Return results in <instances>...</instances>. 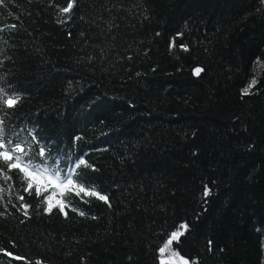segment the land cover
Masks as SVG:
<instances>
[{"label": "trees", "instance_id": "obj_1", "mask_svg": "<svg viewBox=\"0 0 264 264\" xmlns=\"http://www.w3.org/2000/svg\"><path fill=\"white\" fill-rule=\"evenodd\" d=\"M0 78L7 135L83 156L110 203L45 213L0 163V264H161L176 229L192 264H264V0H5Z\"/></svg>", "mask_w": 264, "mask_h": 264}, {"label": "snow or ice", "instance_id": "obj_2", "mask_svg": "<svg viewBox=\"0 0 264 264\" xmlns=\"http://www.w3.org/2000/svg\"><path fill=\"white\" fill-rule=\"evenodd\" d=\"M5 0H0V5H3ZM72 8L69 4L68 7L62 9L63 12L67 13ZM15 28V25L12 26ZM203 71L201 68L194 70L196 75ZM2 79V78H0ZM256 83L255 79L250 85L242 89V97L244 95L251 94V88ZM8 89L0 87V110L7 111V109H12L19 102L21 97L7 95ZM38 131L35 127L28 129H21L19 132L13 133L11 136L7 135L4 127V119L0 117V163L3 164L9 170H17L16 175L21 177L22 182L27 183L26 191L30 195L34 194L38 199L43 196L40 200V206L45 213L51 214L54 208L58 209L60 213L67 216L65 211L66 204L62 200H56L53 203L55 191L53 194L44 196L45 192H48L49 188L60 189L61 193L68 192L72 193L78 187L79 193H86L88 196L98 197L99 200L109 203L107 195H101L98 191H88L83 186V183L77 184V181H83V174L77 170L81 167L91 168L95 170L94 165H89L83 156L76 159L72 158L69 153L67 159L63 154L52 155L51 144L41 143L35 136V132ZM80 139L79 137L74 138L75 140ZM7 141V144L5 143ZM37 150H33V148ZM47 149V152H46ZM63 174V175H62ZM38 176L45 177L47 183L42 187L40 182L37 181ZM36 182L33 193V184ZM77 193V195H79ZM210 194V189L205 186V191L203 193L204 197ZM74 198V197H73ZM21 200L24 199L23 196L20 197ZM110 206V203H109ZM24 208L30 207V205H24ZM72 211H77L72 208ZM27 215V212H25ZM79 215L84 216L86 213L84 211H79ZM181 227L186 231L188 229L187 224L181 225ZM184 233L182 231H173L170 238L164 247L159 248V252L163 254L166 249L172 244L173 241H179V238ZM209 243V249L211 250V241ZM175 255V254H173ZM183 259V258H182ZM161 264H165L164 260L161 259ZM183 264H189L187 260H183ZM195 264V261H193Z\"/></svg>", "mask_w": 264, "mask_h": 264}, {"label": "rangeland", "instance_id": "obj_3", "mask_svg": "<svg viewBox=\"0 0 264 264\" xmlns=\"http://www.w3.org/2000/svg\"><path fill=\"white\" fill-rule=\"evenodd\" d=\"M37 181L40 182L41 185H43L44 183L45 184L47 183L46 182L47 180L43 181L42 178L39 176L37 178ZM34 183H36V182H34ZM57 190H59V189L54 190L55 195H54L53 203L56 202ZM51 194H53V192H51L50 195ZM177 230L182 231V229H176L174 231H177ZM170 236H171V234H170ZM170 236L167 237L166 241L163 243V245L161 247H164V245L167 243V240L170 238ZM164 253H166V255L160 258V260L163 259L164 262H168L170 264H183V260H187L189 262V264H192L188 258L180 255L179 253H175L174 250H171L170 246L166 249V251ZM173 254H175V255H173ZM263 259H264V257H263Z\"/></svg>", "mask_w": 264, "mask_h": 264}]
</instances>
